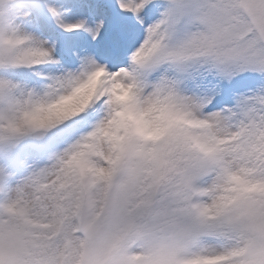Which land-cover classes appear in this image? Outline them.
I'll use <instances>...</instances> for the list:
<instances>
[{
  "label": "snow or ice",
  "instance_id": "obj_1",
  "mask_svg": "<svg viewBox=\"0 0 264 264\" xmlns=\"http://www.w3.org/2000/svg\"><path fill=\"white\" fill-rule=\"evenodd\" d=\"M0 264H264V0H0Z\"/></svg>",
  "mask_w": 264,
  "mask_h": 264
},
{
  "label": "clouds",
  "instance_id": "obj_2",
  "mask_svg": "<svg viewBox=\"0 0 264 264\" xmlns=\"http://www.w3.org/2000/svg\"><path fill=\"white\" fill-rule=\"evenodd\" d=\"M62 107H63V102L62 104L54 105L49 109H45L41 111L35 118L38 120L46 119L49 116L58 114L62 110Z\"/></svg>",
  "mask_w": 264,
  "mask_h": 264
}]
</instances>
